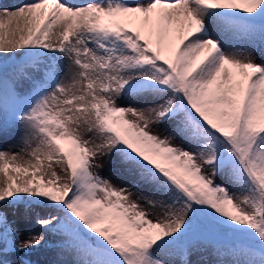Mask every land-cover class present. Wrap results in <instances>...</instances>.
Wrapping results in <instances>:
<instances>
[{
	"label": "snow or ice",
	"instance_id": "obj_1",
	"mask_svg": "<svg viewBox=\"0 0 264 264\" xmlns=\"http://www.w3.org/2000/svg\"><path fill=\"white\" fill-rule=\"evenodd\" d=\"M257 52L264 0L0 6V138L22 145L0 148V264H37L42 246L48 264H264ZM104 155L162 213L94 171ZM21 208L40 229L25 239Z\"/></svg>",
	"mask_w": 264,
	"mask_h": 264
},
{
	"label": "rangeland",
	"instance_id": "obj_2",
	"mask_svg": "<svg viewBox=\"0 0 264 264\" xmlns=\"http://www.w3.org/2000/svg\"><path fill=\"white\" fill-rule=\"evenodd\" d=\"M7 1L8 3H6V0H0V6H12L22 2V0H7ZM2 2L5 3V5H2L1 4ZM255 58L257 60H260L261 58H264V55H262L260 52H257L255 54ZM129 118L131 119L132 117ZM151 131L154 133H159L163 136L165 129L162 126L153 125ZM62 143L64 144L65 148L71 147L70 143L67 141H62ZM21 147L22 145L19 141L18 132L0 138V148H2L3 150L19 151ZM96 163L100 164L101 167L94 168L93 169L94 171L98 172L101 176L109 179L116 187H124L125 185H127L133 193L132 198L138 199L141 206L144 207L150 213H153L154 215L162 213V209L160 208L158 202L159 197L158 196L153 197L151 190H149L147 187L143 185L140 186L139 188L133 187V178L128 176L127 174L124 175L118 174L114 170V165L110 163V159L108 155L97 157ZM53 167L57 169V171L61 174L62 178L65 177V174L62 172V169L59 165L53 163ZM205 170L211 172V169H208L207 166H205ZM10 174L13 177H16L15 180L16 183H23L24 180L31 178L30 175H25L23 173L18 174L16 172H10ZM4 179L6 178L4 177L3 173H0V180H4ZM216 179L217 182L227 183L224 180L223 176H218L216 177ZM228 186L231 187V185ZM139 193H143L145 196L149 197L150 199L156 200L157 203L155 204V206L150 205L147 202V200L140 199ZM8 211H9V221L10 223L13 224L14 227L20 230L21 239H25L27 237L28 232L30 231H40L38 225H36L33 220L25 219L23 215V208H21L19 212H13L11 209H8ZM29 258L32 259L33 261H36L37 264H48L49 261L56 260L57 256L54 250L42 246L39 249H33Z\"/></svg>",
	"mask_w": 264,
	"mask_h": 264
},
{
	"label": "bare ground",
	"instance_id": "obj_3",
	"mask_svg": "<svg viewBox=\"0 0 264 264\" xmlns=\"http://www.w3.org/2000/svg\"><path fill=\"white\" fill-rule=\"evenodd\" d=\"M6 3H8V1H7V0H6ZM1 4H2V5H5V3H3V2H2Z\"/></svg>",
	"mask_w": 264,
	"mask_h": 264
}]
</instances>
